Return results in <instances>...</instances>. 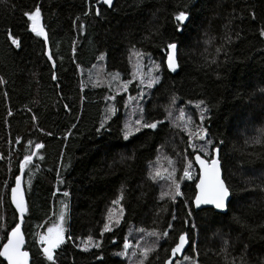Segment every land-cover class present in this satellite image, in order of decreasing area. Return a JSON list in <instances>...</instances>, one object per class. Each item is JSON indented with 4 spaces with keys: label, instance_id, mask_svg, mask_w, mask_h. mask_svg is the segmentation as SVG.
Here are the masks:
<instances>
[{
    "label": "trees",
    "instance_id": "16d2710c",
    "mask_svg": "<svg viewBox=\"0 0 264 264\" xmlns=\"http://www.w3.org/2000/svg\"><path fill=\"white\" fill-rule=\"evenodd\" d=\"M36 6L41 7L52 61L46 57L44 38L28 30L31 22L24 12ZM97 7L99 17L95 15ZM180 11L189 13L183 26L174 19ZM80 24L85 27L80 29ZM261 29L264 0H115L110 9L97 5L96 0H0V78L4 81L0 83V195L5 198L0 205V248L6 241L5 234L17 223L10 190L20 174L19 162L25 154L36 151L32 164L21 173V190L29 208L22 233L31 264H52L42 253L37 255L38 237L58 220L61 210L67 221L71 216L76 222L86 219L98 226L99 218L88 219L78 198L87 196L92 186L99 193L94 197L102 199L114 196L119 186L116 199L121 192L123 199L114 206L116 213L123 207L120 224H113L112 231L101 237L103 220L93 238L101 242V247L83 251L85 240L73 236L70 223L65 243L54 252L55 264H164L181 233L191 238L184 256L197 264H231L233 257L239 260L241 256L248 264L264 260ZM9 32L21 40L20 48L11 44ZM168 42L179 46L176 72L167 69ZM133 46L160 64L161 83L150 91L144 109L146 119L163 120L164 124L156 131L143 129L125 141L120 112L124 96L118 98V115L109 120L110 127L106 125L97 133L107 107L105 89L93 87L90 82L97 80L88 79L87 74L94 65H101L104 75L119 73L124 80L130 78ZM101 54L105 57L102 61L97 59ZM53 71L56 81L52 80ZM174 95L178 104L204 101L202 106L208 109L204 127L213 141L207 146L209 157L213 146L218 147L223 179L231 195L224 214L193 209L198 178L193 159L196 153L187 146L182 131L165 119V108ZM33 115L37 117L35 122ZM69 131L71 135L64 139ZM36 143L44 144V148L36 150ZM117 154H123L121 159ZM64 158H75L76 163L59 186L56 182ZM159 158L161 166L156 167ZM169 160L173 161L171 165ZM188 161L193 164L192 178L179 181L183 195L175 202L168 197L161 200L169 182L149 179L150 169H159L165 175L164 167L170 171L175 168L179 180ZM64 191L69 192L68 197L63 196ZM169 223L173 227L168 238L157 240L152 236L147 240L145 233L163 232ZM137 232L147 243L157 242L146 248L153 249L146 259L138 254L142 244L136 247ZM125 237L131 244L126 252ZM225 240L227 258L221 251ZM133 247L137 252L128 260Z\"/></svg>",
    "mask_w": 264,
    "mask_h": 264
},
{
    "label": "snow or ice",
    "instance_id": "6c2138e0",
    "mask_svg": "<svg viewBox=\"0 0 264 264\" xmlns=\"http://www.w3.org/2000/svg\"><path fill=\"white\" fill-rule=\"evenodd\" d=\"M96 4L100 5H107L109 8L113 6V0H96ZM84 15H89L88 12H85ZM95 15L99 17L101 15L100 8L97 7L95 11ZM24 16L27 17V20L31 23L28 26V30L35 34L37 37H44L45 42H47V34L45 33V29L43 24L41 23V7L36 6L33 11L24 12ZM175 21L178 23V25L183 26L185 22L189 19V13L186 11H180L178 14L174 16ZM77 20H79V17H77ZM75 23V21H74ZM85 25L80 24L79 28L83 29ZM182 30V29H181ZM259 35L261 37H264V29H261ZM8 39L11 41V44L14 45L16 48L21 47V40L19 38H15L11 32H9ZM147 39V37H146ZM178 43L177 42H168L165 47V51L167 54L166 64L167 69L171 72H176L178 65ZM73 51L75 52V48H73ZM220 49H217V52H219ZM132 55H135L138 58H142L144 53H141L140 51L135 49V46L130 50ZM48 59L50 61L53 60V56L51 53H48ZM104 54H101L97 59L98 60H104ZM216 61L213 60L212 63H215ZM154 64V62H153ZM79 68L80 66L77 65ZM95 67V65H94ZM136 70L133 72V78L139 79V100H143L145 96V88L147 89H153L155 85H158L161 83V77L159 75H153V69L149 68L148 72L146 74L140 72V64L137 62V65L135 66ZM53 68H55V62H53ZM154 68L156 72H159L160 65H155ZM120 74L115 73L113 75V79L118 80ZM52 80L56 81L58 80L57 74L55 71L52 72ZM132 81L125 80L120 85L119 88L127 92L129 88V84ZM0 83H4L3 79L0 78ZM93 87H97L98 85L93 83ZM83 90V85H82ZM264 91V90H262ZM119 95V91L116 93V95H108L106 96V100L108 101H116V96ZM136 97L129 96L128 100L133 101L136 100ZM175 95L171 99V105L176 104ZM118 103V101H116ZM204 104V101H200L196 107L201 108V115H200V122L201 126L196 129L195 132L191 131L188 128V124L191 123L192 118L187 117L185 118L184 110H180V119L184 120V126L182 128V131H185L188 135V144L187 146L193 150V152L196 153L195 155V163L199 165V182L196 183V195H195V205L197 208H199L201 205H213L217 210H225L228 206V203H230L229 197H230V189L226 185V182L224 179H222L221 176V162L219 158V148L216 146H213V152L216 153L215 155H212L209 157L208 152V145H212L213 141L208 138V131L205 127H203V121L205 119L204 114L208 111L207 108H202L201 106ZM67 111H71L68 105L64 106ZM125 107L128 108L130 105L128 102H125ZM31 111V109H29ZM135 111H139L140 116L138 119L134 121L135 127L133 128V122L128 121L125 123L123 131V139L125 141H128L129 138L134 135V133H139L142 129H151L153 131L158 130L159 126L164 124L163 120H154L149 121L145 117V109L139 105V102H137V108L133 110L134 114ZM165 111L167 113L165 119L168 120L172 117V111L171 106H168L165 108ZM118 108L115 104H109L106 107L105 114L103 118L101 119L99 127L96 129L97 133H100L101 130H104L106 128V125H109V120H111L113 117L117 116ZM9 115H12L11 112H9ZM32 120L35 122L37 120V117L35 115L32 116ZM173 127H179V125H176L175 122L172 123ZM76 125L73 124L72 128H75ZM43 131V129H41ZM262 134H264V130H261ZM47 135H52V133H46ZM71 135V131H69L64 139H68V137ZM201 141L199 145H197L194 141ZM257 143L259 140L256 141ZM19 143V141H17ZM29 145L32 144V141L28 142ZM223 143V141H221ZM44 148V144L42 143H36L35 149L39 150ZM200 153H203V157L200 155ZM37 155L36 151H33L29 154H25L23 156V159L19 162V171L20 173H24L25 170L28 168L30 164L33 162V157ZM3 157L0 156V159ZM43 156H40L39 159H43ZM185 160H188V154L185 155ZM169 163H173V161L169 160ZM192 169L193 164L191 161H188L184 168H183V175L179 177V180L176 179V169L173 168L171 172H169L166 176L162 175L160 170L157 169L153 172V170L150 169L149 171V179L156 182L158 179L168 181L167 185V191H162L160 199L163 200L165 197L170 198L173 202L176 201L177 197H180L183 195L181 192V184L180 180L185 179H191L192 178ZM59 177V172H58ZM5 186L8 187L7 182H5ZM64 197L69 196V192L64 191L63 192ZM4 196L0 195V205L4 202ZM123 199V192H121V195L118 197V199L112 201L113 205H120V201ZM11 204L15 206L16 212L20 214L21 222H23L25 213L29 211L28 206L26 205L24 194L21 190V175L15 176V186L11 187ZM67 208V204L64 205V209ZM124 214L123 207H120L119 213L115 212V209L110 208L108 211V217L106 222L103 225V229L101 231V237H103L104 233L111 232L112 226L119 225L120 224V217H122ZM115 215V219L113 220V217ZM189 216L192 215L191 211L188 213ZM173 220L176 219L175 214L173 215ZM65 211L61 210L59 213L58 221L53 222L51 227L47 228V232L45 234H42L38 238V243L41 245V248L39 249L37 255L42 253L43 257L48 262H52V264H55V257L54 252L56 249H59L62 244L65 243ZM185 224H188V221L185 220ZM173 225L172 223L168 224V228L165 229L163 232H157L152 231L148 233L151 236L157 237V240L168 238L169 237V230L172 229ZM193 228L196 227V225H192ZM141 232H143V229H140ZM6 240L7 242L3 244L2 249H0V257H3L4 260L7 261V264H29V252L23 251L22 248L25 244L24 235L21 230V223H16L15 227L11 229L10 232H7L6 234ZM68 239H72L71 236L68 237ZM191 243V238L188 233H181L178 237V242L175 243V246L171 248V253L173 257H176L177 254L181 253L182 250L185 249V245H188ZM225 247L221 250L225 257L227 258L228 252V241H224ZM194 250H196L195 244H191ZM89 247L91 248H100L101 242L100 241H94L93 237L90 235L87 237V239L84 241V248L83 251H88ZM131 247L130 241L127 237H125L123 242V248L125 252ZM247 248V246H245ZM153 249H144L143 256L146 259L148 256V253L152 251ZM125 253H120V255H123ZM135 255V253H133ZM98 259H102V257H98ZM183 259L185 261L189 260V256H184ZM0 264H3V261H0ZM166 264H171L170 261L166 262ZM177 264H179V261H177ZM231 264H248V261L241 256L239 260H237L236 257L232 258ZM258 264H264V260L259 261Z\"/></svg>",
    "mask_w": 264,
    "mask_h": 264
},
{
    "label": "rangeland",
    "instance_id": "374dc122",
    "mask_svg": "<svg viewBox=\"0 0 264 264\" xmlns=\"http://www.w3.org/2000/svg\"><path fill=\"white\" fill-rule=\"evenodd\" d=\"M133 58L134 59H133V61H131V65H130V78L125 79V80L132 81L129 84V88H128L127 92H124V91H122L119 88V85L123 81H125L122 78V76L120 75L119 79L115 80V79H113V75L115 73L114 74H110V75H108V74L104 75L101 65H99V66L96 65L95 67L93 66V68L91 70H89L90 72L87 74V78L88 79L97 80V81H94V82H90L92 85H93V83H95L98 86H101V88L105 89V96H104V102L106 103L105 106H108L109 104H115L116 107H117V102L116 101H118L119 96H122V95L124 96L122 98L123 101L121 100V103H120L121 106H122L121 107V111H120L121 112L122 130L124 129L125 123L128 122V121L133 122V128L135 127L134 121L139 118L140 113H139V111H135L134 114H131V115H129V114L133 113V110L137 108V102H139L140 106L145 108V104H146V102H147V100H148V98L150 96V91L152 90V89L145 88V96H144L143 100H139V96H138V93H139V87H138L139 79H134L133 78V72L136 70L135 66L137 65V62H139V64H140V72L141 73L146 74L148 72L149 68H152L153 69V75H159L161 77V72H162L161 68H159V72L155 71L154 64L155 65H160V64H159L158 61H155V60L151 59L149 56H143L142 58H138L136 56L135 57L133 56ZM153 62H154V64H153ZM98 76L101 78L100 80H98ZM84 82L86 83L87 81H84ZM118 91H119V95L116 96V101H108V100L105 99L106 96H108V95H116V93ZM129 96L136 97L137 99L133 100V101H129L128 100ZM125 102H128L130 107L126 108L125 107ZM198 103L199 102H197V103H184V104L176 103L175 105H171L170 104L169 106H171L172 117L170 119L166 120V121L169 124H171V125H172L173 122H175L176 125H179V127H176V128H178L180 131H182V128L184 126L185 121L181 120L179 117H180V110L183 109L184 113H185V118H187V117H191L192 118L191 123L188 124V128L191 131L195 132L196 129L201 126V122H200L201 108H197L196 107V105ZM201 107L205 108L203 106H201ZM103 114H105V111L103 112ZM203 114L205 115V113H203ZM117 115H118V113H117ZM166 115H167V113H166ZM202 126L204 127V121H203V125ZM122 133H123V131H122ZM182 133L188 139L187 133L185 131H182ZM136 134H138V133H134V135H136ZM194 142L197 145L202 143L201 141H198V140H196ZM122 156H123V154L122 155L121 154L120 155L117 154V159H118V157H120V159H121ZM124 158L127 159V156H125ZM160 159L161 158H159L158 163L155 165L156 167L161 166ZM75 163H76L75 158H73V159L72 158H64L63 160H61L60 166H59V177H57V182H56L57 185L60 186V185H62L64 183L65 177L71 173L73 167L75 166ZM169 172H171V171L168 168L164 167L163 173L165 175H167ZM101 189H103V187H101ZM120 190L121 189H119V186H118L115 189V195L114 196L112 195L111 197H108V198L105 196L104 199H102L103 197H99V198L94 197L95 194L97 195L99 193L95 189H93V186H92L91 189H90V192L88 193L87 196L79 195L78 198H79V200L81 202V206H82L81 208H83L86 211L87 218L88 219H93V218L97 217V218H99V224L97 226L96 224L92 223L91 220H86V219H81L78 222H76V220L73 217L69 216V220L68 221L65 220V223H64L65 236H66V234L68 232V228L70 226V223H72V226H74V228H73L74 229L73 236H75L76 238H79L82 241L86 240L87 237L90 236V235L93 238H96L98 232L101 230V224L103 223V220L106 221V215H108V211L113 205L112 201H114L116 199V197L119 195ZM100 194H101L100 196H103L102 193H100ZM113 207L115 209L114 205H113ZM56 221H58V220H56ZM56 221H54V222H56ZM51 226H52V224L49 227H51ZM47 228L45 229V232L42 233V234H45L47 232ZM42 234H40V235H42ZM145 234H146L147 240L150 237H152L148 233H145ZM134 237L136 238L134 241L137 240L136 247H140V243L142 244V247L140 248V251L138 249V251L140 252L138 254L141 255V256L143 255L144 249L151 248L150 245L155 246L157 244V242L155 240L148 241V243H149L148 244L146 242V240H142L144 237H143V235H141L138 232L134 234ZM39 246L41 248L40 244H39ZM136 252H137V250H135V248L133 247L131 255L129 257H127V259L128 260L133 259V257H134L133 253L136 254ZM177 261H179V264H197L195 259H193L191 257L187 261H185L183 258L180 259V260H177ZM177 261L175 262V264H177Z\"/></svg>",
    "mask_w": 264,
    "mask_h": 264
},
{
    "label": "water",
    "instance_id": "95a60500",
    "mask_svg": "<svg viewBox=\"0 0 264 264\" xmlns=\"http://www.w3.org/2000/svg\"><path fill=\"white\" fill-rule=\"evenodd\" d=\"M114 2H115V0H113V4H114ZM102 5H103V4H102ZM103 6L106 7V8H108V9H110L107 5H103ZM111 8H112V7H111ZM43 38H44V37H43ZM44 41H45V39H44ZM45 45H46V57H47V59H48V55H47V54L50 53L49 45H48V39H47V42H45ZM48 60H49V59H48ZM215 154H216V153L213 152V155H215ZM195 155H196V154H195ZM195 155H194V157H193L194 162H195ZM202 158H203V157H202ZM195 166H196V169H197V171H198V178H197V181H196V183H198V182H199V165L195 163ZM19 175H21V173H20ZM221 176H222V179H223L222 170H221ZM195 185H196V184H195ZM14 186H15V183H14ZM14 186H13V187H14ZM195 191L197 192L196 186H195ZM195 195H196V193H195ZM10 198H11V190H10ZM229 200L231 201V195H230V197H229ZM194 201H195V197H194V200H193V209H194L195 211H200V210H202V209H212L214 212H216V213H218V214H224V213H226L227 208H228V206H227V208H226L225 210H217L213 205H201L199 208H197L196 205H195V202H194ZM11 205H12V204H11ZM228 205H229V203H228ZM12 207H13L14 210L16 211L15 206L12 205ZM16 213H17V217H18V218H17V223H21V230H22V222H21L20 214H19L18 212H16ZM6 242H7V240L5 241V243H6ZM177 242H178V240H177ZM177 242H176V243H177ZM174 246H175V245H174ZM188 246H189V244H188V245H185V249L182 250L181 253L177 254L176 257H173V256H172V253H171V250H170V256L165 260L164 264H166V262H168V261H170L171 264H174L177 260L182 259V258L184 257V255H185L187 249H188ZM2 247H3V245L1 246L0 249H2ZM22 250H23V251H26V250H25V244H24ZM0 258H1V260H2L5 264H7V261L4 260L3 257H0ZM29 264H31V257H30V254H29Z\"/></svg>",
    "mask_w": 264,
    "mask_h": 264
},
{
    "label": "bare ground",
    "instance_id": "6f19581e",
    "mask_svg": "<svg viewBox=\"0 0 264 264\" xmlns=\"http://www.w3.org/2000/svg\"><path fill=\"white\" fill-rule=\"evenodd\" d=\"M194 163V162H193ZM14 209V208H13ZM5 243V242H4Z\"/></svg>",
    "mask_w": 264,
    "mask_h": 264
}]
</instances>
